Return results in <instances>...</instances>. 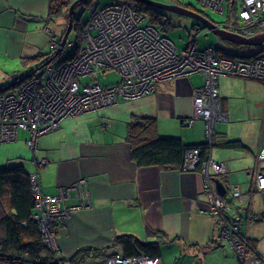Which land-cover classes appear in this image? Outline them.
<instances>
[{"label": "crops", "instance_id": "obj_1", "mask_svg": "<svg viewBox=\"0 0 264 264\" xmlns=\"http://www.w3.org/2000/svg\"><path fill=\"white\" fill-rule=\"evenodd\" d=\"M49 8L50 0H0V31L4 35L0 40V56L5 53L18 59L23 67L12 74L1 68L4 77L0 87L20 80L47 60L53 49L50 36L59 39L58 28L65 22L62 15H50ZM218 46L222 47L221 54L245 49L244 45L228 41ZM261 48L248 47L251 53ZM201 82L198 73L160 81L153 93L65 117L50 135L37 138L34 151L25 144L29 138L26 130L18 129L13 141L0 139V168L15 162L26 165V160H32L35 172L36 162L46 160L37 168L43 192L55 194L77 179L86 178L90 204L74 208L55 230L56 255L66 259L63 264H106L110 253H122L114 243L118 235L162 242L159 257L163 264H182L187 256L194 264H235L229 248L219 240L216 216L207 211L202 191L203 165L194 170L136 165L125 138L128 121L145 116L155 120L158 135L180 137L185 144L203 142L202 120H196L187 129L183 123L193 110L192 91ZM217 87L220 109L227 116L224 122L229 124L224 127L216 124L215 137L236 139L244 146L212 145L208 159L222 162V169L229 173V187L224 196L230 195L233 186L250 193L249 199L232 200L231 213H239L241 231L264 259V220L256 218L264 212V189L255 190L252 186L255 171L264 169V161L257 162L255 158L264 143V85L251 78L220 75ZM136 100L138 111H130L124 122L122 111H129L126 103L133 105ZM82 248H87L88 255L74 258ZM209 252L215 257L206 261ZM169 253L180 256H174L177 259L169 263L165 261Z\"/></svg>", "mask_w": 264, "mask_h": 264}, {"label": "built area", "instance_id": "obj_2", "mask_svg": "<svg viewBox=\"0 0 264 264\" xmlns=\"http://www.w3.org/2000/svg\"><path fill=\"white\" fill-rule=\"evenodd\" d=\"M180 2L189 4L186 0ZM195 2L201 9L210 8L218 12L225 7L227 17L222 26L227 30L244 37L264 32V0ZM194 27L198 29L197 25ZM197 36L194 33L191 43L179 49L130 4L112 2L96 7L85 22L81 35L83 40L65 41L72 48L71 53H64L66 45L60 46V37L50 36L53 47L50 62L18 83L9 93L0 95V139L13 141L18 129L26 130L29 138L25 144L34 151L37 138L58 128L65 117L111 104L120 97L136 99L154 92L157 82L198 73L203 80L192 91L193 110L183 123L190 127L196 120H202L205 141L212 144L215 125L227 117L220 109L218 76L251 78L264 85V55L220 54L212 46L198 49L195 45ZM109 71L117 72L119 81L101 84L98 76ZM85 77L88 81L83 80ZM255 158L257 162L264 161V143ZM196 160L197 149L186 151L184 170L193 168ZM45 162L44 158L36 162V170L31 173L35 200L31 219L39 224L44 243L56 255L55 223L69 216L74 208L89 205L91 196L84 177L60 188L55 194L43 192L37 168ZM201 164L202 191L206 195L208 213L217 218L219 240L225 242L235 264H264V259L252 249L246 233L241 231L239 213H231L234 207L232 200L249 199L250 193L233 186L228 197L219 195L212 176L225 171L223 163L207 159ZM253 178V189H264V169L256 170ZM106 264L163 263L158 256L150 257L144 253L124 256L120 252H112L106 257Z\"/></svg>", "mask_w": 264, "mask_h": 264}, {"label": "trees", "instance_id": "obj_3", "mask_svg": "<svg viewBox=\"0 0 264 264\" xmlns=\"http://www.w3.org/2000/svg\"><path fill=\"white\" fill-rule=\"evenodd\" d=\"M123 1L128 2L133 8L142 12L148 23L154 24L156 28L160 26L162 29L168 23L166 19L167 11L163 9L137 0ZM81 3L85 8L87 7V0ZM175 3L187 8L191 6L180 2V0H175ZM67 8L64 0H50V15H61ZM74 29L77 38L80 34V28L76 23H74ZM243 48H246V46H243ZM262 50L263 48L259 52ZM26 61L25 58L22 59L23 63ZM32 71L28 75L31 76ZM22 81L21 79L17 80L10 86H16ZM3 87H0V92L3 91ZM215 134L211 138L213 146L220 148H240L244 146L236 139H217ZM125 138L130 146L131 158L139 166L158 165L165 168L184 170L186 151L197 149L200 165L208 159L209 155L210 144L206 141L185 144L180 137L158 135L156 133V123L152 117L140 116L128 121ZM34 202L31 174L25 165L19 163L0 168V264H63L66 260L55 255L44 243V236L39 224L31 219ZM256 218L263 221L264 212L258 214ZM60 221L58 220L55 223V230ZM249 240L251 241L250 238ZM114 243L120 246L124 256L144 253L150 257H159L163 245L162 242L157 241H140L131 235H118L115 237ZM251 247H253V243ZM86 255H88L87 248H82L74 255V258L82 259Z\"/></svg>", "mask_w": 264, "mask_h": 264}, {"label": "rangeland", "instance_id": "obj_4", "mask_svg": "<svg viewBox=\"0 0 264 264\" xmlns=\"http://www.w3.org/2000/svg\"><path fill=\"white\" fill-rule=\"evenodd\" d=\"M115 1L119 2L121 0H89L88 5L91 8V7L102 6V5L112 3ZM155 1L163 2L166 4L175 3V0H155ZM186 3H189L191 5L188 7V9L202 11L210 20L219 24L220 26H222L223 23L226 21L227 12H226L225 7H224V10L222 12H218V11H214L210 8L201 9L198 6V4L195 2V0H186ZM84 8H85L84 5L78 4L74 9V14L80 20V22H83L87 18L88 9L87 8L84 9ZM166 19L168 20V23L166 25H164L162 29L159 26L158 27L159 31L163 36H166L167 38L172 40L175 43V45L177 46V48L181 49V48L187 46L188 44H190L191 40L193 39L194 33H197L198 36H197V39L195 41L196 48L201 49V48H205L208 46H212L217 50V52L222 51L221 50L222 47L218 46V44L223 43L224 39L219 38L218 35H216L212 31L208 30L207 28L203 27V25L201 23L197 22L193 18L188 17V16H184V15H179V14L167 12ZM195 24L199 25L198 29H195V27H194ZM66 25H67V23H66V18H65V22H63L61 27L58 28V32L60 34L63 33V31L66 28ZM75 38H76L75 31L71 30L67 36L66 42H69V41H75L76 42ZM3 39H4V35L0 31V40H3ZM81 40H83V38ZM65 45H66V49H65L64 53L65 54L71 53L72 48L70 46H68L67 43H65ZM244 46H246L245 49L236 50L237 52H235V54L250 55L249 53H251L250 52L251 50H249L248 47H250L252 45H244ZM44 51H47L46 47L44 48ZM52 51H53V49H52ZM2 55H3V57L0 56V69L2 68L4 71L9 72V74H12L14 71L23 70L21 62L18 59H11L5 53H2ZM258 55H264V47H263V50L261 52H259ZM18 65H19V67H18ZM2 77H4V76H2L0 74V81L2 80ZM83 80L88 81V78L85 77V78H83ZM97 80L103 85L114 83V82L119 81V74L117 72H114V71H109V72H106L105 74H103L101 76H98ZM202 80L203 79L201 76V81ZM142 96H144V95H142ZM142 96H140V97H142ZM120 99H123V98L120 97L119 100ZM118 102L119 101L117 100L116 102H113L111 104L96 106L93 109L99 110L100 108L118 105ZM138 102L139 101H137V100L133 101V105L131 103H126L125 108H127L129 110L127 112H124L120 109V111H122V116H123L122 119L124 122H126V119L128 118V115L130 114V111H135V112L138 111V109H139V106L137 104ZM120 124H122V121H120ZM227 124H229V123L224 122V121H218L217 127H224ZM187 127L189 128V126H186L185 129H187ZM21 132L23 133V131L19 132V137H21V135H23ZM50 134H51V132L46 133L43 136H48ZM18 163H20V162H15V164H18ZM34 164L35 163H33L32 160H26V165H25L26 169L30 172H33L32 169L34 168ZM57 244L58 243L56 240V245ZM174 256H177V254H174V253L167 254L165 257V261L171 263V262L175 261L177 259V257L179 258L180 255H178L175 258H174ZM205 257H206V261H208L209 259H212L213 257H215V255H214V253L209 252L205 255ZM92 264H94V263H92ZM182 264H194V263L189 262L188 256H187L183 260Z\"/></svg>", "mask_w": 264, "mask_h": 264}, {"label": "water", "instance_id": "obj_5", "mask_svg": "<svg viewBox=\"0 0 264 264\" xmlns=\"http://www.w3.org/2000/svg\"><path fill=\"white\" fill-rule=\"evenodd\" d=\"M81 1H84V0H65V4L68 5L67 10H68L69 15L71 14L73 6L75 4H77L78 2H81ZM137 1L143 2L145 4H148V5L156 7V8L163 9L164 11H168V12H171L174 14H179V15L191 17L194 20H196L197 22L201 23L203 25V27L207 28L208 30H210L213 33H215L216 35H218L219 38L224 39V41L232 42V43L238 44V45H254V46L264 47V32L256 34L254 36L244 37V36H241L237 33L232 32L230 30H227L223 26H220L219 24L213 22L206 15H204L202 13V11H200V10L199 11L198 10H190L187 7H184V6L177 4V3L166 4V3L155 1V0H137ZM71 25H72V19L69 18L65 32L61 33V35H60L61 36L60 37V46L64 45V43L67 39V36L70 32ZM46 63H47V61L42 63L40 66L36 67L34 70L36 71L37 69H39L40 67H42ZM21 79L22 80L25 79V76ZM211 146H212V144H210V147ZM209 150H210V148H209ZM199 163H200V161L198 159L194 162L193 168L186 169V170H194V169L198 168V166L200 165ZM201 167H202V164H201ZM205 170H207V166H205ZM228 175H229V173L226 174V171H224L223 173L213 174V176H212V180L214 182L215 189L219 195H224L227 188L229 187ZM222 176H224V177H222Z\"/></svg>", "mask_w": 264, "mask_h": 264}, {"label": "flooded vegetation", "instance_id": "obj_6", "mask_svg": "<svg viewBox=\"0 0 264 264\" xmlns=\"http://www.w3.org/2000/svg\"><path fill=\"white\" fill-rule=\"evenodd\" d=\"M65 1V0H64ZM85 1V0H84ZM89 0H87V9H88V14H87V18L83 21V22H80V20L75 16V14H74V9H75V7L78 5V4H80V5H82V1L81 2H78L77 4H75L74 6H73V8H72V11H71V14L69 15L68 14V10H65V11H63V14H61L62 16H64L65 18H66V23L68 24V21H69V18H71L72 19V25H71V29H70V31L71 30H74L75 31V29H74V23H76L77 24V26L80 28V34H79V37L77 36V38H75V40H81V35H82V32H83V29H84V26H85V22L88 20V18H89V16H90V12H92L96 7H89V5H88V2ZM119 2H125V3H127V4H129L128 2H126V1H123V0H121V1H119ZM140 2V1H139ZM115 3H118L117 1H115ZM98 7V6H97ZM168 12V11H167ZM204 14V13H203ZM149 24H151V25H153L154 27H156L154 24H152V23H149ZM66 28H67V25H66ZM66 28H65V30H66ZM65 30L63 31V32H65ZM52 56H53V54H51L50 53V55H48V57H47V63L48 62H50V60H51V58H52ZM44 63V62H43ZM46 63V64H47ZM45 65V64H44ZM41 68V67H40ZM35 71V70H34ZM34 71H32L33 73L32 74H34ZM28 76H30V75H26L25 76V79L28 77ZM25 79H23V80H25ZM13 88H15V86H13V87H11L9 84H7L6 86H4L2 89H3V91L2 92H0V95L1 94H7V93H9V91L10 90H12Z\"/></svg>", "mask_w": 264, "mask_h": 264}, {"label": "bare ground", "instance_id": "obj_7", "mask_svg": "<svg viewBox=\"0 0 264 264\" xmlns=\"http://www.w3.org/2000/svg\"><path fill=\"white\" fill-rule=\"evenodd\" d=\"M16 81H17V80H16ZM16 81H14V82H16ZM21 81H22V79H21ZM14 82H11V84L14 83Z\"/></svg>", "mask_w": 264, "mask_h": 264}]
</instances>
